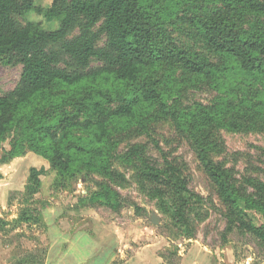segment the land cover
Here are the masks:
<instances>
[{"label": "trees", "instance_id": "obj_1", "mask_svg": "<svg viewBox=\"0 0 264 264\" xmlns=\"http://www.w3.org/2000/svg\"><path fill=\"white\" fill-rule=\"evenodd\" d=\"M32 11L59 27L17 24L16 16ZM179 21L215 59L179 43L170 28ZM0 62L22 65L17 86L0 96V145L12 135L2 161L29 150L60 178L96 174L105 181L88 200L114 207L120 193L110 182L124 179L115 161L137 165L141 180L156 186L154 195L169 194L173 219L188 231L200 196L183 167L154 164L140 144L121 154L115 138L134 125L146 129L170 119L215 185L229 229L264 243V225L249 214L264 216V181L240 184L216 159L221 131H264V0H52L46 6L0 0ZM201 86L215 92L212 101L183 106L181 91ZM45 172L31 167L28 199L39 192Z\"/></svg>", "mask_w": 264, "mask_h": 264}, {"label": "rangeland", "instance_id": "obj_2", "mask_svg": "<svg viewBox=\"0 0 264 264\" xmlns=\"http://www.w3.org/2000/svg\"><path fill=\"white\" fill-rule=\"evenodd\" d=\"M36 2L46 6L52 0ZM15 20L20 26L35 21L48 30L59 27L58 20L49 21L35 11ZM170 28L179 43L215 59L192 40L187 24L179 21ZM75 34L77 30L71 36ZM98 64L93 61L92 66ZM21 73L22 65L0 62V96L17 86ZM215 95L207 86L186 87L180 101L183 106L207 104ZM220 136L223 149L216 159L233 169L239 183L264 181V131L223 130ZM115 138L121 154L140 144L154 164L165 167L172 161L183 167L191 190L200 196L189 216V230L173 219L169 194L154 195L156 186L141 180L137 165L115 161L124 179L110 182L120 193L121 203L114 207L88 200L105 181L96 174L60 178L48 160L29 150L2 161L10 149L9 135L0 145V264H264V243L243 230L229 229L215 185L170 119H159L146 129L134 125ZM31 167H44L46 172L39 192L28 199L25 186ZM24 214L32 216L29 223L22 221ZM249 214L255 224L264 225L260 212ZM153 215L159 224L152 222Z\"/></svg>", "mask_w": 264, "mask_h": 264}, {"label": "water", "instance_id": "obj_3", "mask_svg": "<svg viewBox=\"0 0 264 264\" xmlns=\"http://www.w3.org/2000/svg\"><path fill=\"white\" fill-rule=\"evenodd\" d=\"M151 220H152L153 223L159 224V218L156 215H153Z\"/></svg>", "mask_w": 264, "mask_h": 264}, {"label": "crops", "instance_id": "obj_4", "mask_svg": "<svg viewBox=\"0 0 264 264\" xmlns=\"http://www.w3.org/2000/svg\"><path fill=\"white\" fill-rule=\"evenodd\" d=\"M97 262H100V261H98V260L94 261V263H97Z\"/></svg>", "mask_w": 264, "mask_h": 264}]
</instances>
